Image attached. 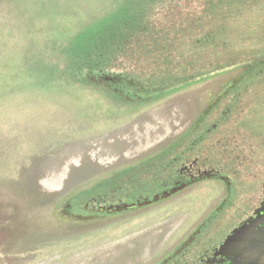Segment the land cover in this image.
<instances>
[{
	"label": "rangeland",
	"instance_id": "obj_1",
	"mask_svg": "<svg viewBox=\"0 0 264 264\" xmlns=\"http://www.w3.org/2000/svg\"><path fill=\"white\" fill-rule=\"evenodd\" d=\"M244 1L219 30L249 61L161 92L154 80L173 77L162 69L86 84L53 74L58 51L124 0H0V264H152L216 214L211 236L230 230L251 184L222 206L231 190L218 178L176 192L161 183L188 148L216 168L243 161L242 173L264 159V0ZM191 38L176 44V61L194 60Z\"/></svg>",
	"mask_w": 264,
	"mask_h": 264
},
{
	"label": "trees",
	"instance_id": "obj_2",
	"mask_svg": "<svg viewBox=\"0 0 264 264\" xmlns=\"http://www.w3.org/2000/svg\"><path fill=\"white\" fill-rule=\"evenodd\" d=\"M164 2H168V10L162 4ZM205 2L199 12H190L194 17L181 20L183 11L194 7L193 0H124L122 7L91 23L58 51L59 59L62 57V68L54 69L53 74L61 75L64 71L71 79L86 84L90 80L99 82L106 79L112 70L122 74L132 68L131 77L135 78V70H157L153 74L155 77L162 69L173 75L168 81H161V77L154 80L163 92L169 87L200 81L236 67L244 60L249 61L246 52L237 54L234 49L230 50V43L220 40H227V30H219L245 1ZM185 35L195 37L191 38L192 46L197 50L191 52L194 60L182 57L176 61L173 55L177 50L176 44L183 42ZM138 38L141 40L139 53L134 56L137 52L133 50V40ZM167 41L173 44L171 50L165 47ZM166 50H170V54ZM0 219L4 221V218Z\"/></svg>",
	"mask_w": 264,
	"mask_h": 264
},
{
	"label": "flooded vegetation",
	"instance_id": "obj_3",
	"mask_svg": "<svg viewBox=\"0 0 264 264\" xmlns=\"http://www.w3.org/2000/svg\"><path fill=\"white\" fill-rule=\"evenodd\" d=\"M193 144L195 143L193 142ZM191 150L192 149L189 148L187 149L184 158H176L174 160L178 163L183 162L181 163V165H184V167L177 174L172 173L170 177L168 176L166 180L161 183V187H164V191H179L182 188H185V186L187 185L195 184L203 177L218 178L221 181H224L228 189L231 190L230 194H226L227 199L222 201V206H224L226 203H229L231 199H233V192L238 189L237 186H244V184H246V186H249L251 184L252 187H245V189L249 190L250 192L249 194L248 192L245 193V200L243 199L241 205H239L238 208L236 207L237 209L233 216L234 219H231L232 222L230 224V230L227 233L219 238L211 236L209 229L214 226L213 224L215 223V221L213 220L216 216H218V214H216L213 216V218L210 217V219H207L206 222H209V224L205 228H202L201 231H196L191 236H189L188 242L180 247L177 252L167 255L165 259L162 260V262H156L152 264H259L258 261L263 260V255H261V257L259 258L253 259L256 262H253V260L249 262L248 260L252 259V255L247 254L244 247L230 248L227 252H224V249L222 247L224 246L227 238L230 237L234 233V231L238 230L241 226L244 225H246L247 227H252L254 225V239L257 241L258 238H260L259 241H257L259 243H263L264 241L262 230L256 228L260 227L261 229H263L264 223L260 225L250 224V222L256 221L260 218L264 222V159L260 158L257 159V161H254L255 164L253 168H251L252 172L242 173L241 171L239 172V168L245 164V162L243 163V161H240V165L238 166H230L234 163L227 160L225 162L226 165L222 166L220 162L219 165H221V167L216 168L212 166V164L218 165L217 162L210 163L208 159L205 160L200 159L199 157H188L187 154ZM237 153L242 154L243 152ZM235 158L239 159L240 156L234 155L233 159L235 160ZM242 158L246 159V157ZM173 167L174 165L172 163L170 168ZM225 170H227V172H229L233 177V182L230 181V175H228L227 177L223 176L222 173L226 174ZM244 175H250L249 178H251V180L247 182L243 181ZM242 190L237 193V196L242 193ZM221 210L222 209L218 210L220 214L222 213ZM205 225L206 224L204 222L202 227H204ZM244 241L246 242V240ZM192 242L194 245L190 246Z\"/></svg>",
	"mask_w": 264,
	"mask_h": 264
},
{
	"label": "water",
	"instance_id": "obj_4",
	"mask_svg": "<svg viewBox=\"0 0 264 264\" xmlns=\"http://www.w3.org/2000/svg\"><path fill=\"white\" fill-rule=\"evenodd\" d=\"M149 204V203H147ZM264 223L263 220L258 219L256 221L250 222V224H262ZM259 230H262L263 238H264V228L261 229L260 227H256ZM255 230L254 225L252 227H247L246 225L241 226L238 230L234 231V233L227 238L224 246L222 247L224 252H227L230 248L235 247H244L247 254L252 255V259H249L248 261L251 262V260L255 258L261 257V255L264 256V241L263 243H259L260 238L256 241L255 234L253 231ZM250 232V233H245ZM242 239V241H241ZM246 240V242L244 241ZM250 240V241H249ZM253 262H256L253 260ZM264 263V258L261 261H258L259 264Z\"/></svg>",
	"mask_w": 264,
	"mask_h": 264
}]
</instances>
